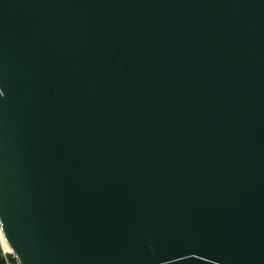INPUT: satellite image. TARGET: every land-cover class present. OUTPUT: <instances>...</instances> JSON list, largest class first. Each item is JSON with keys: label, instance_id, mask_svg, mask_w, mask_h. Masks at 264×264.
Returning <instances> with one entry per match:
<instances>
[{"label": "water", "instance_id": "obj_1", "mask_svg": "<svg viewBox=\"0 0 264 264\" xmlns=\"http://www.w3.org/2000/svg\"><path fill=\"white\" fill-rule=\"evenodd\" d=\"M0 227L17 264H264V0H0Z\"/></svg>", "mask_w": 264, "mask_h": 264}, {"label": "built area", "instance_id": "obj_2", "mask_svg": "<svg viewBox=\"0 0 264 264\" xmlns=\"http://www.w3.org/2000/svg\"><path fill=\"white\" fill-rule=\"evenodd\" d=\"M0 258L2 264H17L13 253L11 252L9 246L7 245L1 227H0Z\"/></svg>", "mask_w": 264, "mask_h": 264}, {"label": "trees", "instance_id": "obj_3", "mask_svg": "<svg viewBox=\"0 0 264 264\" xmlns=\"http://www.w3.org/2000/svg\"><path fill=\"white\" fill-rule=\"evenodd\" d=\"M0 264H2L1 258H0Z\"/></svg>", "mask_w": 264, "mask_h": 264}]
</instances>
